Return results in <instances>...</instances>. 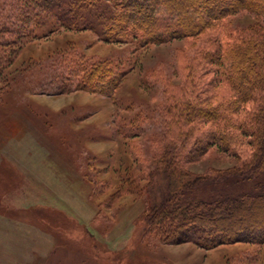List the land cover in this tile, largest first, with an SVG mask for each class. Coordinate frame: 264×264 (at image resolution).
I'll return each mask as SVG.
<instances>
[{"label": "rangeland", "instance_id": "1", "mask_svg": "<svg viewBox=\"0 0 264 264\" xmlns=\"http://www.w3.org/2000/svg\"><path fill=\"white\" fill-rule=\"evenodd\" d=\"M98 9L77 27L45 14L41 36L7 51L11 62L0 74V264H264V244L204 250L145 235V188L139 186L146 180L138 176L151 167L150 137L158 134L162 101V85L151 75L163 69L179 82L174 51L186 42L124 41L104 28L113 9ZM231 22L249 29L258 18L240 12ZM70 46L121 64L125 77L114 96L58 93L49 83L57 52ZM130 120L135 137L119 131ZM234 164L211 149L188 168L205 172ZM128 177L139 193L125 183L121 196L104 204ZM230 188L234 195L252 184Z\"/></svg>", "mask_w": 264, "mask_h": 264}, {"label": "trees", "instance_id": "2", "mask_svg": "<svg viewBox=\"0 0 264 264\" xmlns=\"http://www.w3.org/2000/svg\"><path fill=\"white\" fill-rule=\"evenodd\" d=\"M98 8L113 9L104 28L124 41L186 42L174 51L179 82L163 69L151 75L162 85V101L159 131L150 137L151 167L138 176L146 180L139 186L145 188L140 218L145 235L204 250L264 244V0H0V74L11 62V46L42 35L43 15L77 27ZM56 12H62L61 20ZM240 12L258 22L249 29L233 27L231 19ZM53 65L48 80L58 93L83 90L112 97L125 77L118 62L75 46L57 52ZM135 120L119 131L137 136ZM211 149L235 164L205 172L188 168ZM123 179L104 204L119 198L125 183L139 193L134 180ZM240 182L252 188L233 195L230 186Z\"/></svg>", "mask_w": 264, "mask_h": 264}]
</instances>
